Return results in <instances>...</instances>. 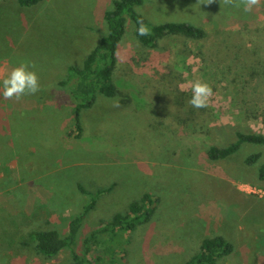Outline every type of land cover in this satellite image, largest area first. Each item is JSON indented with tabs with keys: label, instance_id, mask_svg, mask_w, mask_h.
Segmentation results:
<instances>
[{
	"label": "rangeland",
	"instance_id": "1",
	"mask_svg": "<svg viewBox=\"0 0 264 264\" xmlns=\"http://www.w3.org/2000/svg\"><path fill=\"white\" fill-rule=\"evenodd\" d=\"M114 1L42 0L21 6L17 0H0V59L8 55V71L22 62L34 64L42 85L35 95L6 100L0 155H14L17 167L0 178V189H8L2 198L9 208L0 209V264H70L68 249L45 261L33 243L23 245L37 224L18 214L39 213L38 218H53L61 228L67 210L57 202L47 205L51 186L80 175L113 185L111 193L99 196L85 215L77 239V250L82 253L87 247L95 264H183L199 251L204 238L216 235L234 244L217 264H264V184L258 172L264 144L243 142L226 160L211 159L207 151L213 145L211 120L229 118L233 124L229 129L219 127L221 136L214 143L218 145L235 141L237 130L251 132L247 124L263 126L257 117L264 118V0L249 13L221 0H145L136 10L151 24L190 22L204 28L206 37H164L159 40H164L163 50L159 54L153 50L155 56L142 61L137 56L141 43L135 40V23L127 17L114 83L119 90H128L123 96L128 101L113 106L119 94L97 93L94 106L82 111V131L78 136L70 133L65 145L60 138L67 114L59 109L53 114L34 109L27 112L33 118L28 122L23 118L27 113L17 110L10 120L11 107L41 99V91H48L43 85L53 80L56 65L83 62V52L85 56L104 32L103 15ZM196 80L207 82L214 95L224 97H212L217 105L211 100L207 108H192L187 102ZM20 114L18 127L29 137L18 141L21 132L14 121ZM0 127L2 131L3 124ZM255 153H261L259 159L247 163ZM81 161L88 166L76 165ZM33 174L39 178L21 177ZM239 188L260 201L254 202ZM147 193L159 198L148 220L142 217L133 229L97 233L92 243H84L102 221L128 213L131 203ZM73 205L70 218L84 206L80 199ZM3 222H16V232L5 231Z\"/></svg>",
	"mask_w": 264,
	"mask_h": 264
},
{
	"label": "trees",
	"instance_id": "2",
	"mask_svg": "<svg viewBox=\"0 0 264 264\" xmlns=\"http://www.w3.org/2000/svg\"><path fill=\"white\" fill-rule=\"evenodd\" d=\"M42 0H17L21 6L36 5ZM145 0H115L113 7L107 9L103 15L104 32L98 41L88 50L81 65L66 64L67 74L61 79H53L51 83L45 82L43 87L56 86L67 91V98L72 101L68 106L71 107L74 126L67 136L72 133L78 136L83 129L82 111L91 109L96 101L97 93H102L108 97H115L120 93L114 83L116 71L118 70V48L127 31V17L135 23L136 41L141 43L138 58L147 59L153 55V50H163L160 39L170 35L186 40L202 39L206 37L207 31L204 28L190 22H164L151 24L146 16L136 10V6L142 5ZM143 24L149 29V35H140L139 27ZM183 36V37H182ZM177 38V39H178ZM190 38V39H189ZM142 52V53H141ZM143 54V56L138 55ZM139 64V60L132 65ZM42 87V85H41ZM237 139L226 146L211 145L208 148V155L211 159H223L231 156L241 146L243 142H253L264 144V133L262 132H243L236 131ZM261 153H255L246 158V162L251 164L259 159ZM259 178L264 181V163L259 168ZM81 192L89 195V200L81 209V212L70 218L67 233L62 234L55 227H39L30 231L29 240H22V244L30 246L33 243L38 257L45 261L57 257L66 249L71 253L70 264H95V260L87 252L77 250V239L85 215L92 210L99 196L110 192L113 186L99 188L90 191L79 184ZM159 198L145 194L139 201H134L126 214L116 213L112 219L102 221L100 226L92 231L91 235L84 239L85 244H90L97 233L113 231L119 228L133 229L141 218L148 220L155 211ZM50 225V224H49ZM234 250V244L224 235H216L204 238L201 242L199 251L183 264H217L218 259L230 254Z\"/></svg>",
	"mask_w": 264,
	"mask_h": 264
},
{
	"label": "crops",
	"instance_id": "3",
	"mask_svg": "<svg viewBox=\"0 0 264 264\" xmlns=\"http://www.w3.org/2000/svg\"><path fill=\"white\" fill-rule=\"evenodd\" d=\"M81 56H82V58H84L83 57L84 52ZM7 63H8V55L0 59V81H2L3 77L8 72V69L6 68ZM81 64L82 63L80 61L78 63V65H81ZM65 70H66V64L65 63H61L59 65H56L55 70H54L53 79H61L63 77V71H65ZM47 90L48 91L44 92V93H43V91H41V93H40V96L42 97L41 99L37 98L38 100H35V101L26 100V101H24V104L21 103V104H19V106L14 105L13 107H11L10 112H9L10 120H11L13 114H15L17 112V110H19V112L21 111L22 113H27V112L30 113V112H33L34 109H38L40 111L46 110L47 112H50L51 114H53L54 113L53 111H56L57 109H59L60 111H63L67 114L65 116V119H64L65 128H64L63 132H61V138H60V139H62L61 142H63L61 144L65 145L66 142H68V143L70 142V141H68L67 134L69 131H71V129H73V126H74V120H73V115L71 112V107L68 106L70 103L72 104V101H70L67 98V96H66L67 91H65L64 89L57 88L56 86H51ZM120 92H122L123 94L119 93V101L117 102V104L119 106H121L123 103L128 101V98H126V100L123 101V96L125 97V93L128 92V90L122 89V90H120ZM214 96L215 97L216 96L224 97V93L218 94V95H213V97ZM215 102H216V100L213 99L212 103L214 104ZM0 104H3V115L2 116L0 115V126L3 124V127H2V131L0 130V135L3 133L2 136L4 137L6 135V109H7L8 105L6 103V100H4L2 98H0ZM44 104H47V106ZM112 104H113V102H112ZM217 104L218 103L216 102V105ZM222 104H224V102H222ZM113 106H114V104H113ZM211 106H212V110H213L214 109L213 107H215V105H211ZM68 108L70 109V111L67 112ZM11 111H12V113H11ZM213 112L214 111H212L211 113H213ZM28 113L25 117L22 116L24 118V120L27 122L30 121V119L33 120L32 116L28 115ZM215 114H216V111H215ZM258 118H259V116L257 117V120L261 121L260 125L263 124V126L261 128L256 129L252 125L250 126V124H247V125L250 127L249 130H251V131L264 133V123H263L264 118L261 116H260V118H263L262 120H260ZM20 120H21V114L18 115L14 121V124L16 125L17 129L19 128L18 123L20 122ZM209 123H211V124H209V128L213 129V131L210 133L211 134L210 141H211V144H213V145H214V143L219 142L218 137L221 136V131H220V133H218L217 130L219 129L220 126H222V127L227 126L228 129H229L230 125L233 126V124L230 123L229 118L227 121L222 120L220 122L215 123V122H212V120H211ZM53 124H55V123H53V122L49 123V125H53ZM60 124H62V123H57V125L59 127H60ZM83 125H84V123H83ZM9 128H11V122H9ZM20 128H19V132H21ZM21 136H25V139H27L29 137V132L27 135L25 132H21L19 135H17V137H19V139L17 138L18 141H21V139H24ZM216 145H218V144H216ZM0 146H1V142H0ZM220 146H226V145H220ZM31 148H33V147H31ZM50 157L54 158L55 154L50 155ZM227 158H223V160H226ZM6 160H9L11 164H9L7 166L5 164H3ZM77 164L80 166L84 165L85 167L88 166V164L83 163L82 161L77 162L76 165ZM11 167H13V168L17 167L15 156L14 155L13 156H8V155L2 156V155H0V178L1 177L7 178V175H8L7 171H10ZM79 172L80 171L75 172V173H79ZM21 177H26V178L28 177L30 179H38L39 178V176L37 174L36 175L33 174V176L21 175ZM70 183L72 184L73 188H71ZM262 183L264 184V181ZM79 184H81L82 186H84L86 189H88L90 191H96L99 188H106L109 186H113V185H111L110 181H109V183H107L108 185L106 186V184H104V182H102L101 180L96 179V178L95 179L90 178L87 175H80L76 179H73L70 181L66 180V183H60L59 182V183H57V185L51 186V192L49 194V197L47 198L48 199L47 205H49L51 207L52 203L54 204L55 202H57V203H60L59 205H61V208L65 209V212L67 210V214H64L66 216L67 222H65V224L63 223L64 226L62 225L63 227L61 226V228L55 226V223L53 222V218L50 220H48L47 218H42V219L38 218L39 213L33 217V213L31 215H29L28 213L25 212V215H24V212H21L20 214H18V216L21 215V217L19 219L27 220L28 222H30V221H32V218H33L37 225L32 226L31 230H33L35 228H39V227L51 226V227L58 228L63 235L66 234L68 224H69V220H70V216H71L68 214V209L73 208V206H74L73 204H74V201L76 199H80L81 204H85V202L87 200H89L88 195L85 194L84 192L80 191ZM7 190L8 189H0V209L5 208V209L9 210V208L4 203L5 201H3V198H2V195H5ZM238 191L241 193H244L247 196H252V195L247 194L246 192L240 190V188ZM110 193H111V191L104 193L101 196L102 199ZM252 197H254V202L260 201L257 197H255V196H252ZM38 210H41V208ZM26 215L28 218L25 217ZM15 224H16V222H11L10 225H6V222H3V226L5 228V231L7 228L8 230H10L12 232H16L17 227L15 226ZM240 228H241V225H240ZM1 231L2 230H0V232Z\"/></svg>",
	"mask_w": 264,
	"mask_h": 264
},
{
	"label": "clouds",
	"instance_id": "4",
	"mask_svg": "<svg viewBox=\"0 0 264 264\" xmlns=\"http://www.w3.org/2000/svg\"><path fill=\"white\" fill-rule=\"evenodd\" d=\"M207 2L211 3L212 0H207ZM221 2L223 5L242 7L245 13L252 12L261 4V0H221ZM138 32L140 35L150 34L149 29L143 24ZM190 87L192 95L187 103L195 109L209 107L214 95L212 87L202 80L194 81ZM40 90L39 74L35 71V65L29 62H22L11 68L0 81V98L4 100L19 101L25 96L35 95Z\"/></svg>",
	"mask_w": 264,
	"mask_h": 264
}]
</instances>
